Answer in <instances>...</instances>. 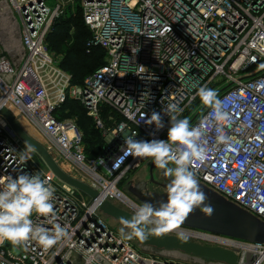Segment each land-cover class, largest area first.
<instances>
[{
	"label": "built area",
	"instance_id": "2783aa9c",
	"mask_svg": "<svg viewBox=\"0 0 264 264\" xmlns=\"http://www.w3.org/2000/svg\"><path fill=\"white\" fill-rule=\"evenodd\" d=\"M47 1L3 0L21 50L12 60L0 56V111L24 119L62 170L97 197L80 199L81 191L59 179L0 113V181L40 173L54 189L53 223L68 228V236L47 250L35 241L26 246L6 241L0 245V264H194L141 243L145 252H153L143 255L106 224L109 217L101 211L110 202L134 214L140 204L120 185L145 158L124 157L125 137L167 140L173 115L204 132L208 158L193 166L198 183L264 222V0H77L91 32L88 52L105 53V64L82 86L72 85L47 43L68 7L64 0L54 8ZM203 86L221 101L235 98L226 104L232 120L222 133L212 109L196 94ZM69 99L86 109L104 139L96 158L88 157L77 121L59 115ZM172 104L183 111L166 114ZM153 112L160 114L163 128L137 123ZM220 134L228 141L219 140ZM22 154L30 159L22 161ZM31 218L53 226L50 217L33 213ZM226 239L244 245L219 246L235 251L240 263L252 253L254 264H264V244Z\"/></svg>",
	"mask_w": 264,
	"mask_h": 264
},
{
	"label": "clouds",
	"instance_id": "9594fccd",
	"mask_svg": "<svg viewBox=\"0 0 264 264\" xmlns=\"http://www.w3.org/2000/svg\"><path fill=\"white\" fill-rule=\"evenodd\" d=\"M196 94L203 105L212 109L211 116L217 122V131L222 133L223 126L231 124L232 117L226 104H233L234 96L221 101L217 92L207 86L199 87ZM164 111L166 114H179L183 109L172 104ZM145 117L144 113L137 123L143 120L148 125L155 124L157 130L164 127L159 113L153 112L149 118ZM133 137H125L124 157L131 155L151 158L155 166L163 169L164 174L171 179L166 190L167 200L144 202L137 206L130 219L121 220L123 226L120 228V235L127 240L135 238L146 241L151 236H162L175 231L180 240L186 241L188 236L180 230L181 225L190 213L207 200L199 187L193 167H198L208 158L203 130L190 126L187 118L180 119L173 115L167 140L147 141ZM218 139L228 141V137L223 134ZM28 159L30 157L21 155L22 161L26 162ZM0 184V245L7 241L13 246H26L29 241H35L47 250L68 236L67 226L53 223L56 220L52 203L54 189L47 178H42L40 173H24L16 178L9 176L5 181H0ZM204 211L211 216L214 208L208 204L204 206ZM33 213L38 217H50L52 228L34 222L31 218Z\"/></svg>",
	"mask_w": 264,
	"mask_h": 264
},
{
	"label": "water",
	"instance_id": "95a60500",
	"mask_svg": "<svg viewBox=\"0 0 264 264\" xmlns=\"http://www.w3.org/2000/svg\"><path fill=\"white\" fill-rule=\"evenodd\" d=\"M0 113L7 119L21 140L28 144V146L44 160L47 166L59 179L87 194L93 199L97 197V192H95L89 185L70 176L62 170L47 148L27 133L19 120L10 110L2 108ZM154 167L155 164L152 163V168ZM159 174L160 180L163 182H170L171 178H164L162 171H160ZM151 179L153 180V174H151ZM198 184L200 189L207 196V200L202 205L197 207L194 212L188 215L185 222L181 225V228L215 237H226L229 239L239 240L249 244H264L263 221L238 207L234 203L228 201L223 196L208 187L200 183ZM167 185L168 184H162L161 186L167 189ZM127 186H129V184ZM134 190L135 189L129 187V191L135 194ZM136 196L141 204L144 202L156 203L161 200H167L166 192L161 195L155 193L154 195L143 196L142 194L140 196ZM208 204L214 208V212L211 216H208L204 211V206ZM101 211L107 217L112 218L119 224H121L122 219H130L133 215L132 213L125 211L110 202L103 203ZM141 243L145 247L163 251L165 254L173 252L181 253L184 256L183 259L186 261L190 260L194 264L195 262L202 264H254L256 259L254 254L246 253L242 263H240L236 252L229 248L204 246L189 239L182 241L177 236L168 234H164L162 236H151L148 240L141 241Z\"/></svg>",
	"mask_w": 264,
	"mask_h": 264
},
{
	"label": "trees",
	"instance_id": "16d2710c",
	"mask_svg": "<svg viewBox=\"0 0 264 264\" xmlns=\"http://www.w3.org/2000/svg\"><path fill=\"white\" fill-rule=\"evenodd\" d=\"M71 30H75L73 39ZM90 39L91 32L84 23L81 8L76 14H70V8H67L64 16L55 21L47 38L48 47L52 52L64 53L60 66L71 74L74 86H82L88 77L105 64L104 51L95 49L88 52L87 43ZM59 115L61 118L76 119L84 132L86 152L90 159L101 154L104 139L96 129L93 119L78 101L67 100Z\"/></svg>",
	"mask_w": 264,
	"mask_h": 264
},
{
	"label": "rangeland",
	"instance_id": "374dc122",
	"mask_svg": "<svg viewBox=\"0 0 264 264\" xmlns=\"http://www.w3.org/2000/svg\"><path fill=\"white\" fill-rule=\"evenodd\" d=\"M57 1H58V0H48V1H47L48 6L51 7V8H54V7L57 5ZM62 1H63V0H62ZM64 2L66 3V6H67L68 8H70V14H76L77 11H80V7L78 6V4H80L79 1L77 2V0H72V1H71V0H64ZM66 10H67V9H66ZM16 18H17L18 23H20L21 20H20V18L18 17V15H16ZM74 31H75V30H71V36H72V39H73ZM53 53L55 54V57L57 58V60L60 61V63H61L62 58L64 57V56H63L64 53H63V52H61L60 54L57 53V52H53ZM90 77H91V76H90ZM88 78H89V77H88ZM88 78H87V79H88ZM87 79H86V80H87ZM86 80H85V81H86ZM84 83H85V82H84ZM75 120H76V119H75ZM20 122H21L23 125H24V124L26 125V121H25V120L21 119ZM35 136H36V135H35ZM38 136H39V135H38ZM38 138L44 143L43 139L40 138V136H39ZM106 141H107L108 143H110V142H112V138H111V137H108V138L106 139ZM151 161H152L151 158H145V159H144V162H143V166H142L140 169L134 171L130 176H128V179H129V180H125V181L120 185V188H121V189H122V190H123V191H124V192H125L130 198H131V199H133L135 202H137V203L140 204V205H142V204L139 202V200H138L136 194H134L133 192L129 191V187H130V184H129V183H131V188H135V190H136V188L139 186L140 182H145V181L148 179V176L150 175L149 170H150V164H151ZM65 168H66V167H65ZM158 171H162V172H164V170H163V169H160V168H159ZM169 178H170V177H169ZM128 184H129V186H127ZM132 186H133V187H132ZM81 194H82V195H81ZM77 195H78V197H79L80 199H82V196H83L84 198H86V199L89 197L87 194H85V193H83V192L78 193ZM87 200L89 201V198H88ZM104 219H105L106 224H107L112 230H114L116 233H119V234H120V228L122 227L121 224H119L118 222H116V221L113 220L112 218H106V217H105ZM180 230L187 231L186 229H183V228H180ZM189 232H194V231H189ZM172 233H174L173 235H176V236H177L176 232H170L169 234H172ZM194 233H197V232L195 231ZM199 234H203V233H199ZM187 236H188V239H189V240L194 241V242H197V243L202 244V245H204V246H225V244H222V243L213 242V241L205 240V239L198 238V237H194V236H189V235H187ZM219 238H226V237H219ZM131 241L135 244L136 249H137L140 253H142L143 255H148L147 253H149V254L153 253V252L150 251V250H149V252H148V251L145 252L144 249L141 248V241H139L138 239H135V238H134V239H132ZM228 246H229V245H228ZM141 249H142V250H141Z\"/></svg>",
	"mask_w": 264,
	"mask_h": 264
},
{
	"label": "crops",
	"instance_id": "0c3cea01",
	"mask_svg": "<svg viewBox=\"0 0 264 264\" xmlns=\"http://www.w3.org/2000/svg\"><path fill=\"white\" fill-rule=\"evenodd\" d=\"M20 50L18 29L10 18L3 0H0V56L5 55L12 60Z\"/></svg>",
	"mask_w": 264,
	"mask_h": 264
},
{
	"label": "flooded vegetation",
	"instance_id": "af4514ba",
	"mask_svg": "<svg viewBox=\"0 0 264 264\" xmlns=\"http://www.w3.org/2000/svg\"><path fill=\"white\" fill-rule=\"evenodd\" d=\"M152 163L153 161H151L150 164V170L149 173L150 175L148 176V179L145 182H140L139 186L136 188L135 194L140 196L143 194L144 195H154L155 193L157 194H164L166 192V188L162 187V184H168L169 182H163L162 180H160V171L158 167H154L152 168ZM151 174H153V180L151 179ZM163 177L164 178H169L167 177L164 172H163ZM130 184V188H131V183ZM133 187V186H132ZM135 189V188H132Z\"/></svg>",
	"mask_w": 264,
	"mask_h": 264
},
{
	"label": "bare ground",
	"instance_id": "6f19581e",
	"mask_svg": "<svg viewBox=\"0 0 264 264\" xmlns=\"http://www.w3.org/2000/svg\"><path fill=\"white\" fill-rule=\"evenodd\" d=\"M24 120V119H23ZM21 123V122H20ZM22 127L27 131V133H29L34 139H36L37 141H39L41 144L43 143L38 137V135L36 134V132L33 131V129L28 125V123L26 122V125L22 124ZM36 135V136H35ZM41 138V137H40ZM183 232H185L187 235L189 236H194V237H198V238H202V239H205V240H209V241H213V242H218V243H222V244H225V245H232V246H235V245H238V246H244L242 244H236L234 241L232 240H228L226 238H219V237H215V236H211V235H207V234H199V233H194V232H189V231H184L182 230ZM172 256H175L177 258H184L183 254L181 253H178V252H173V253H170Z\"/></svg>",
	"mask_w": 264,
	"mask_h": 264
}]
</instances>
